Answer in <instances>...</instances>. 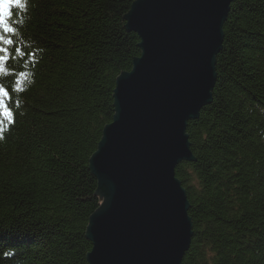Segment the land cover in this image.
Returning <instances> with one entry per match:
<instances>
[{
	"label": "trees",
	"instance_id": "trees-1",
	"mask_svg": "<svg viewBox=\"0 0 264 264\" xmlns=\"http://www.w3.org/2000/svg\"><path fill=\"white\" fill-rule=\"evenodd\" d=\"M137 0H25L0 42L13 112L0 130V264H88L101 206L89 163L139 58ZM212 99L188 123L176 178L192 238L182 264H264V0H232ZM0 119H4L0 117Z\"/></svg>",
	"mask_w": 264,
	"mask_h": 264
},
{
	"label": "water",
	"instance_id": "water-1",
	"mask_svg": "<svg viewBox=\"0 0 264 264\" xmlns=\"http://www.w3.org/2000/svg\"><path fill=\"white\" fill-rule=\"evenodd\" d=\"M232 0H137L125 16L139 58L114 90L115 116L89 167L103 204L90 217L88 264H182L192 223L180 162L186 128L212 99Z\"/></svg>",
	"mask_w": 264,
	"mask_h": 264
},
{
	"label": "snow or ice",
	"instance_id": "snow-or-ice-1",
	"mask_svg": "<svg viewBox=\"0 0 264 264\" xmlns=\"http://www.w3.org/2000/svg\"><path fill=\"white\" fill-rule=\"evenodd\" d=\"M23 7H25V0H0V42H3L4 44L13 43L11 39H5L4 34L14 31V28L10 23L13 16L12 9H19ZM4 52H7V49L0 47V53ZM5 59V56L0 55V64H2ZM0 71H2V69H0ZM5 98H10L9 91L3 86H0V117L4 118L0 119V130H2L5 120L8 122H13V112L11 111L10 106L6 104Z\"/></svg>",
	"mask_w": 264,
	"mask_h": 264
},
{
	"label": "rangeland",
	"instance_id": "rangeland-1",
	"mask_svg": "<svg viewBox=\"0 0 264 264\" xmlns=\"http://www.w3.org/2000/svg\"><path fill=\"white\" fill-rule=\"evenodd\" d=\"M103 202H104V199H101V205L103 204Z\"/></svg>",
	"mask_w": 264,
	"mask_h": 264
}]
</instances>
